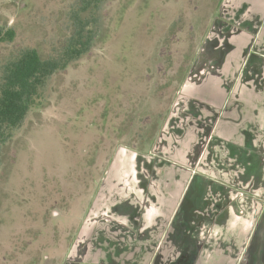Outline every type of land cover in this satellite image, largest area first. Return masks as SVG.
<instances>
[{
  "label": "crops",
  "instance_id": "1",
  "mask_svg": "<svg viewBox=\"0 0 264 264\" xmlns=\"http://www.w3.org/2000/svg\"><path fill=\"white\" fill-rule=\"evenodd\" d=\"M80 220L62 264H264V0H221L153 141L117 147Z\"/></svg>",
  "mask_w": 264,
  "mask_h": 264
},
{
  "label": "rangeland",
  "instance_id": "2",
  "mask_svg": "<svg viewBox=\"0 0 264 264\" xmlns=\"http://www.w3.org/2000/svg\"><path fill=\"white\" fill-rule=\"evenodd\" d=\"M78 0H0V64L50 56ZM221 0H107L103 39L51 76L0 164V264H62L119 145L148 148Z\"/></svg>",
  "mask_w": 264,
  "mask_h": 264
},
{
  "label": "trees",
  "instance_id": "3",
  "mask_svg": "<svg viewBox=\"0 0 264 264\" xmlns=\"http://www.w3.org/2000/svg\"><path fill=\"white\" fill-rule=\"evenodd\" d=\"M106 1L78 0L70 13L71 32L50 56L42 55L37 48L26 47L1 62L0 164L3 149L40 101L49 78L89 54L103 39L101 8ZM16 36L15 28L0 25V43L12 42Z\"/></svg>",
  "mask_w": 264,
  "mask_h": 264
}]
</instances>
